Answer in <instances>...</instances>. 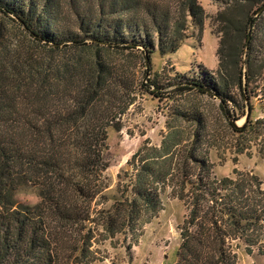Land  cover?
<instances>
[{"label":"trees","instance_id":"trees-1","mask_svg":"<svg viewBox=\"0 0 264 264\" xmlns=\"http://www.w3.org/2000/svg\"><path fill=\"white\" fill-rule=\"evenodd\" d=\"M174 1L0 0V13L20 21L49 55L66 48L94 52L91 64L83 56H76L77 61L33 56L17 73L0 61V264H89L96 259L91 249L95 231L101 229L103 239L129 231L138 237L163 209L167 184L188 209L175 264H237L233 242L239 239L248 253L255 247L264 252V182L237 168L235 176L213 173L201 147L207 118L197 110L181 113L196 127L190 147L174 148L175 140L146 150L142 146L132 156V161L139 159L122 198L109 208H92L108 167L107 128L120 113L113 99L119 87H131L120 76L111 90L109 81L117 76L101 51L139 50L149 58L156 47L162 53L177 51L185 38L187 13L201 21L205 11L198 0ZM218 1L226 10L220 13L225 23L216 76L210 82L179 79L168 85L178 92L217 96L232 130L264 138V116L235 124L242 117L236 114V89L247 99L254 77L264 68V34L259 30L264 0ZM48 61L55 64L48 65L55 75L45 67ZM147 76L141 82L145 91L167 88ZM26 181L40 188L41 201L35 205L15 200V191Z\"/></svg>","mask_w":264,"mask_h":264},{"label":"rangeland","instance_id":"rangeland-1","mask_svg":"<svg viewBox=\"0 0 264 264\" xmlns=\"http://www.w3.org/2000/svg\"><path fill=\"white\" fill-rule=\"evenodd\" d=\"M198 1L205 14L200 21L187 13L185 38L177 51L162 53L156 47L151 58L143 56L139 50L101 51L104 61H107L111 72L113 71L112 74L117 76L109 81L111 90L120 78H124L125 83L129 82L131 87H119L116 99L106 98L113 99L120 113L107 128L108 149L105 150V160L108 167L99 181L102 187L93 201L92 208L95 210L109 208L122 198V189L131 182L133 165L139 159L137 157V160L132 161V156L142 146L160 147L165 140L179 141L174 148L192 145L196 127L192 119L181 115L183 111L197 110L207 118V137L203 139L201 147L213 163V173L216 176H235L234 170L237 168L256 174L264 182V138L250 132L240 135L232 130L217 96L195 91L178 92L175 85H168L169 82L179 79L210 82L212 76H216L220 61L218 48L225 23L220 18V13L226 7L218 0ZM175 4L173 0L172 5ZM259 30L264 34V17L259 24ZM49 54L52 53L20 21L8 19L0 13V61L3 59L8 72L25 70L33 56H44L48 60L66 57L73 61H77L76 56H83L84 60L90 61L89 64L93 63L94 57L91 49L81 53L74 48H66L53 55ZM246 58L245 54L243 60ZM242 64L246 68V63ZM46 65L50 74L55 75L56 72L48 66L55 64L48 61ZM260 70L251 83V92L247 99L236 89L239 100L236 114H242L235 121L239 127L250 118L255 120L264 116V68L262 72ZM146 76L150 79L157 78L161 84L168 85L167 88L150 87L156 93L145 91L141 82L144 80L146 83ZM124 91L131 93L127 96ZM68 99L70 102L71 97ZM174 132L176 138L172 135ZM96 183L98 184V180ZM14 197L17 204L35 205L41 201L40 188L27 181L22 182ZM161 197L163 209L145 224L138 237L129 231L103 239L99 227L100 231H95L91 246L96 259L89 264H175L182 242L180 225L186 218L188 209L184 201L173 194L170 184L162 191ZM95 225L93 223L92 226ZM233 244L237 252V264H264V252H260L258 247L250 254L243 239L234 241Z\"/></svg>","mask_w":264,"mask_h":264},{"label":"water","instance_id":"water-1","mask_svg":"<svg viewBox=\"0 0 264 264\" xmlns=\"http://www.w3.org/2000/svg\"><path fill=\"white\" fill-rule=\"evenodd\" d=\"M244 63H245V60H244ZM198 87H201L202 89L206 90L207 92H212L211 89L207 88L206 86H201V85H198ZM236 124V123H235Z\"/></svg>","mask_w":264,"mask_h":264}]
</instances>
